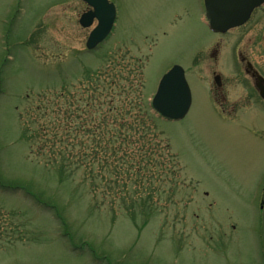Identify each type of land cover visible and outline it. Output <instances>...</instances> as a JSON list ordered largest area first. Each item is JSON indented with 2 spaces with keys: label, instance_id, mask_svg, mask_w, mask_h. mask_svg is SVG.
<instances>
[{
  "label": "rangeland",
  "instance_id": "1",
  "mask_svg": "<svg viewBox=\"0 0 264 264\" xmlns=\"http://www.w3.org/2000/svg\"><path fill=\"white\" fill-rule=\"evenodd\" d=\"M111 2L114 34L87 51L96 22L79 24V1L0 0V264H264V107L233 76L229 43L209 58L202 0ZM174 65L188 114L149 116L154 136L135 143L109 137L114 84L136 85L119 93L145 105ZM214 71L248 107L222 112Z\"/></svg>",
  "mask_w": 264,
  "mask_h": 264
},
{
  "label": "water",
  "instance_id": "2",
  "mask_svg": "<svg viewBox=\"0 0 264 264\" xmlns=\"http://www.w3.org/2000/svg\"><path fill=\"white\" fill-rule=\"evenodd\" d=\"M83 1L93 10L84 13L80 23L84 27H90L94 20L98 19V25L90 33L87 41V47L95 49L111 33L116 20V8L109 0ZM220 1L225 0H206L209 24L216 32H225L233 26L241 25L250 17L253 9L264 0H226L228 5H221ZM256 86L264 98L262 76H258ZM152 105L160 116L168 120H180L188 114L192 105V93L183 67L175 65L163 76Z\"/></svg>",
  "mask_w": 264,
  "mask_h": 264
},
{
  "label": "flooded vegetation",
  "instance_id": "3",
  "mask_svg": "<svg viewBox=\"0 0 264 264\" xmlns=\"http://www.w3.org/2000/svg\"><path fill=\"white\" fill-rule=\"evenodd\" d=\"M77 1L85 5V9L82 11L81 15L91 9L86 2L81 0ZM225 1H220L219 4L228 5ZM202 2L203 7L201 10L205 14L207 11L205 0H202ZM214 33L217 35V39L206 45L205 48L203 47L204 50L206 48L207 50L211 48L209 51V58L215 61L219 60L223 48L226 47L224 45V40H226L227 43H229L227 45L228 58L232 64H234L233 68L236 71V75L233 76L246 77V80L240 81L246 88V99L250 100L254 98L264 107V98L260 95L256 87L258 76L264 78V63L262 62V65L256 60L257 55L260 57L262 56V46L264 48V1L252 11L249 19L243 24L232 27L225 32ZM216 78L219 80L217 81ZM213 79L216 86L213 92L214 99L222 112L233 113L238 112L242 107H248V105L243 106L239 104L243 99L241 97L230 99V90L227 88L233 86L232 81L228 82V78L217 71H214Z\"/></svg>",
  "mask_w": 264,
  "mask_h": 264
},
{
  "label": "trees",
  "instance_id": "4",
  "mask_svg": "<svg viewBox=\"0 0 264 264\" xmlns=\"http://www.w3.org/2000/svg\"><path fill=\"white\" fill-rule=\"evenodd\" d=\"M119 77H121V76H119ZM112 84L113 83H110V85H112ZM103 86H105V84ZM114 86L116 88H118V90H116L115 92H111V93H109V94H107L105 96V98H106V102L105 103H107V105H108V111H106V113H104L102 118H101V121H103V120L106 121L105 118H107V119L109 117L111 119L113 118V122L112 123L110 121H109L110 123H106V124H110V126H108L109 128L106 131V134L109 137H113V139H115L116 141H120V140L121 141L122 140L126 141L124 143H128V142L129 143L130 142L135 143V137H139V136H137L138 134H140V135L142 134L141 137L142 138H146L148 133H150L149 132L150 128L148 126L147 127L145 126V125L148 124L147 120L149 119V116L152 117V120L153 119L154 120L155 119L159 120V117L151 110V107L149 106V102L146 101V100H145V105H142L140 103V101H137L138 99L137 100L135 99V100H132V101H130L131 98H129V97H127L128 101H126V99L125 100L122 99V97L124 95L119 93V91L128 92L127 94H129L130 92H135L136 85H128L127 83L125 84V82H121V83L119 82V86H120L121 90L119 89L118 85L114 84ZM137 98H139V96ZM89 101L92 103L91 99ZM89 101H87V102H89ZM91 103L89 105H91ZM102 104H103V102H101V105ZM136 106L141 109L140 111H138V113L142 114L141 112H144V114L141 117H140V114H138L137 112L135 114V109L137 108ZM69 108H71V105H70ZM68 112L71 113V115H72L73 114L72 108H71V110L69 109ZM88 114H90L89 117L92 119L91 120V126L93 128L87 129L86 133L88 135H93L96 138V136L98 135L99 127H94V122H95L94 119H93L94 117H93V115L90 112H88ZM130 114L135 115L136 116L135 118H137L138 115H139V117L141 119L140 122H144V123L143 124L139 123L138 126H134L133 125L132 127H129V125H131V124L128 123V120H126V117H127V115H130ZM114 121L116 123H118V125H119L118 127L111 126V125H113ZM135 121H137V120H135ZM84 127H85V123H84V125L81 126V129H83ZM139 130H141L142 132H140ZM41 131H45V128H43ZM111 132H114V134L111 135ZM154 132H155V130H154ZM150 134H152V133H150ZM130 140H132V141H130ZM124 143L121 142V145H120L121 149L119 148V146H117L116 149L114 147L113 150L111 151V154L116 157V154H118L122 150V147L124 146L123 145ZM139 143H141V142H139ZM139 143H138V147H137V152L138 151L143 152L144 149L141 148ZM145 144H149V143L147 141H144L143 145H145ZM97 145H99V144H97ZM98 148H100V147H97L96 149H98ZM96 149H93V150H96ZM108 151L110 152V143L108 144ZM128 154L129 153H126V155H128ZM109 156L110 155H107V157H106L107 160L110 158Z\"/></svg>",
  "mask_w": 264,
  "mask_h": 264
}]
</instances>
